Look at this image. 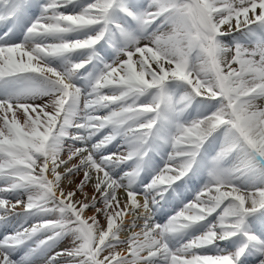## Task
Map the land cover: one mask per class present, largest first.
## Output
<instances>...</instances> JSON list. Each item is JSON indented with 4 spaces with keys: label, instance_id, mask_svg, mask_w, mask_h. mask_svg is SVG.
<instances>
[{
    "label": "snow or ice",
    "instance_id": "snow-or-ice-1",
    "mask_svg": "<svg viewBox=\"0 0 264 264\" xmlns=\"http://www.w3.org/2000/svg\"><path fill=\"white\" fill-rule=\"evenodd\" d=\"M0 264H264V0H0Z\"/></svg>",
    "mask_w": 264,
    "mask_h": 264
},
{
    "label": "bare ground",
    "instance_id": "bare-ground-1",
    "mask_svg": "<svg viewBox=\"0 0 264 264\" xmlns=\"http://www.w3.org/2000/svg\"><path fill=\"white\" fill-rule=\"evenodd\" d=\"M19 210V209H18ZM125 235H126V233H125ZM65 245H64V242H62L58 247H57V251L60 249V248H62V247H64Z\"/></svg>",
    "mask_w": 264,
    "mask_h": 264
}]
</instances>
